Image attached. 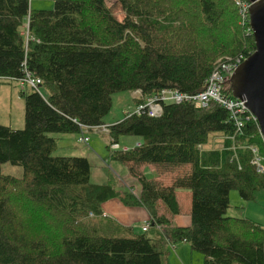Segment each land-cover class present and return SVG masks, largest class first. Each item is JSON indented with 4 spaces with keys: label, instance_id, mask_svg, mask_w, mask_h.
Instances as JSON below:
<instances>
[{
    "label": "trees",
    "instance_id": "obj_1",
    "mask_svg": "<svg viewBox=\"0 0 264 264\" xmlns=\"http://www.w3.org/2000/svg\"><path fill=\"white\" fill-rule=\"evenodd\" d=\"M235 1L54 0L52 10L32 11L29 0H0V86L28 74L46 93L21 90L24 128L0 125V166L23 171H0V264H169L178 243L203 264H264L260 225L226 216L231 191L248 203L264 192L253 164L256 156L264 167V144L251 118L239 128L221 105L185 101L109 125L111 159L137 179L138 196L91 183L87 159L53 156L50 136L103 126L116 93H138L136 104L164 91L201 93L217 59L242 63L254 51ZM121 136L140 143L111 150ZM149 166L175 172L172 185L140 174ZM178 191L190 193L187 227L171 223L182 213ZM112 199L145 208L149 229L103 217Z\"/></svg>",
    "mask_w": 264,
    "mask_h": 264
},
{
    "label": "rangeland",
    "instance_id": "obj_2",
    "mask_svg": "<svg viewBox=\"0 0 264 264\" xmlns=\"http://www.w3.org/2000/svg\"><path fill=\"white\" fill-rule=\"evenodd\" d=\"M46 1H50L53 4L52 0H46ZM29 2L31 5V0H29ZM52 9L53 7L51 8V10ZM114 12L119 20L123 18V13L118 8H116ZM225 57H221L217 59L218 62L214 67L215 69L220 64L218 72L223 73V76H221V78L213 79V82L220 83L219 80H223L222 83L225 85L226 90L229 89L230 91L229 80L232 74L230 76L228 74L230 72V69L234 67L235 61H233L234 58L231 57L225 58ZM206 85H207V81L205 82L204 88L206 87ZM22 90H25L24 92H28V93L30 92L29 88ZM38 92L42 96L46 97V93L42 88H39ZM20 93H21L20 86L16 82L9 80H3L1 82L0 125L9 127L13 130H21L24 128V101ZM134 96L135 98H139L138 94H135ZM135 100L138 99H134L132 94L129 92L116 93L112 96V106L108 115L103 119V123H104L103 126L92 129L84 128L81 134H70V135L50 134V136L55 140V149L53 151V156L83 157L87 159L91 168L93 169L91 183L94 182L93 184L96 183L98 185L109 184L112 185L113 188H116L118 191L125 189L124 187H126L128 178L125 179L124 176H126L125 173L127 172V169L122 164L116 161H111L109 159L110 153H109L108 145L110 143V139L109 136H107L108 132H106L104 129L108 131L107 128L109 127L106 126L105 124L113 125L117 121H122L127 114L133 113L137 105L135 103ZM81 138L83 139L87 138L88 142L84 143L79 141ZM217 139H219V136L215 137V140ZM261 139L264 144V139L262 137ZM138 140L139 138L132 136H121L118 138L117 145L119 149H124V148L132 149L134 146L137 145ZM103 161H105V163H103ZM98 163L101 164L104 170L103 180L101 175H99L98 173L99 171L97 170ZM150 170L156 171L155 168L151 166H149L148 168L143 167L140 174H143L147 178L157 179V174L151 173ZM0 171L3 175H10L16 178H21L23 174V171L20 167L13 166L11 164L1 165ZM166 175L168 178L173 179L176 176V173L175 172L167 173ZM183 202L185 201L183 200ZM226 216L232 218H246L251 220L252 222L264 226V192H257L255 194V201L248 203L242 201L236 191H231L229 194V209L227 210ZM177 219L176 220L178 221V223L182 222L181 221L182 219H180L179 217ZM131 223H135V222H131ZM146 224H149L150 227V221ZM139 225L140 224H138V226L137 224L133 225V229L135 232L140 231L138 230ZM178 245L181 244L178 243L177 246ZM177 246L170 248L169 254L165 257V260L169 264H203L202 255L190 251L192 254L191 257L183 254H181L182 256H180L176 251Z\"/></svg>",
    "mask_w": 264,
    "mask_h": 264
},
{
    "label": "built area",
    "instance_id": "obj_3",
    "mask_svg": "<svg viewBox=\"0 0 264 264\" xmlns=\"http://www.w3.org/2000/svg\"><path fill=\"white\" fill-rule=\"evenodd\" d=\"M235 6L238 9L239 16L241 17L242 25L245 23L249 24V18H248V9H249V2H243L241 0L235 1ZM249 32L251 34L250 28ZM235 65L233 68L230 69L229 76L233 74V72L236 70V68L241 64L240 60L234 59ZM219 66L220 64L213 70V72L210 74L207 85L204 88V90L195 95V96H187L184 94H180L177 91H164L161 92L158 95L151 96L144 98L143 103H139L136 105V108L131 115H146L151 118H157L160 117L163 111V106L165 104H180L182 102H190L195 105L205 107L210 102H214L218 105H221L224 107L228 112H230V115L232 119H234L237 123V127H242V119H250L256 121L255 118L251 116H245V114L248 112L246 109V102L242 99H236V98H228L225 95L226 87L222 83L223 80H219L220 83L213 82V79L215 78H221L223 76V73H219ZM226 79V78H225ZM224 79V80H225ZM17 84L20 86V90L26 88L35 89L38 92L40 81L38 78H32L28 74H26L25 78L19 80ZM138 94V93H135ZM139 95V94H138ZM257 122V121H256ZM106 132H108L106 129H104ZM79 141L81 142H88L87 138H81ZM111 150H117L119 149L117 144L110 145ZM127 148H124L123 151H126ZM253 154L256 155V149L252 150ZM253 164L258 169V172L262 173L264 171V167L260 163V159L255 156V159L253 161ZM92 216V215H90ZM149 228V224H145L142 226L141 230L144 232ZM261 230L264 231L263 228Z\"/></svg>",
    "mask_w": 264,
    "mask_h": 264
},
{
    "label": "water",
    "instance_id": "obj_4",
    "mask_svg": "<svg viewBox=\"0 0 264 264\" xmlns=\"http://www.w3.org/2000/svg\"><path fill=\"white\" fill-rule=\"evenodd\" d=\"M249 28L254 51L233 72L231 96L242 99L255 117L264 139V0H248Z\"/></svg>",
    "mask_w": 264,
    "mask_h": 264
},
{
    "label": "crops",
    "instance_id": "obj_5",
    "mask_svg": "<svg viewBox=\"0 0 264 264\" xmlns=\"http://www.w3.org/2000/svg\"><path fill=\"white\" fill-rule=\"evenodd\" d=\"M52 1L54 2V0H52ZM52 7H53V4L50 1L31 0L30 9L33 11L51 10ZM132 95H135V94H132ZM133 97L135 98V96H133ZM105 125L109 126L107 124H105ZM139 143H140V141L138 140L137 145ZM73 145H72V147H73ZM109 159L111 161H113L111 159L110 155H109ZM103 163H105V161H103ZM142 169H143V167L140 169V171H142ZM92 170L93 169L91 168V170H90V181L91 182H92ZM97 170L99 171L98 173H99V175H101L102 180H103V171L104 170H103L100 163L97 164ZM150 172L157 174V172L153 171V170H150ZM127 173L128 172H126L125 173L126 176H124L125 179L128 178L126 187H124L125 189L121 190L120 192L130 189V190H132V192L135 196H138V194L140 192V185H139L136 178L131 177L129 174L127 175ZM156 180L161 181L165 187H170L172 185V179L168 178L166 174H164V175L157 174ZM96 185H98V184H96ZM100 185H103V184H100ZM115 190H117V189L115 188ZM176 195H177L178 202L182 207V213L180 215L175 216V217H171V223H173V225H175V226L187 227L190 225V216H189V214H190V193L187 191H178L176 193ZM183 200L185 202H183ZM183 207H184V209H183ZM102 212H103L102 213L103 217L111 219L123 227L133 228L134 224H137V226H138V224H140L138 227V230H140V231H141V227L150 221V216H149V214L145 208H143L141 206L125 207L119 201V199H112V200L104 203L102 206ZM178 217L180 219H182L181 223H178V221H177ZM131 222H135V223H131ZM260 227L264 229L263 225H260ZM179 244H181V245H178V246L176 245L177 246L176 251L178 252V254L180 256H182L181 254H183V255H188L189 257H191L192 251L189 250L190 248H189L188 244H186V243H179Z\"/></svg>",
    "mask_w": 264,
    "mask_h": 264
},
{
    "label": "bare ground",
    "instance_id": "obj_6",
    "mask_svg": "<svg viewBox=\"0 0 264 264\" xmlns=\"http://www.w3.org/2000/svg\"><path fill=\"white\" fill-rule=\"evenodd\" d=\"M39 79V78H38ZM39 81H40V86H41V84H42V82H41V80L39 79ZM24 89H25V87H24ZM246 109H247V113H248V116H251V117H253V118H255L252 114H251V112L248 110V108L246 107ZM246 113V114H247ZM252 119V118H251Z\"/></svg>",
    "mask_w": 264,
    "mask_h": 264
}]
</instances>
